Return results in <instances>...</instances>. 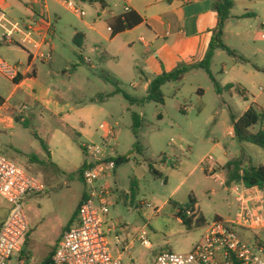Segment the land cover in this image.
<instances>
[{
	"label": "rangeland",
	"instance_id": "374dc122",
	"mask_svg": "<svg viewBox=\"0 0 264 264\" xmlns=\"http://www.w3.org/2000/svg\"><path fill=\"white\" fill-rule=\"evenodd\" d=\"M234 5V14L239 16L244 12L241 3ZM250 5L247 10L256 17L231 19L225 25L223 43L235 56L216 51L211 63L212 76L198 70L187 73L179 84H167L163 88V104L131 102L128 97L142 100L147 95L139 70L131 69L122 80L96 55L80 52L70 41L71 26L77 23V18L62 10L61 23H54L57 28L56 36L52 37L57 47L54 62L52 66L36 62L37 79L43 88L33 92L41 95L50 90L58 94L57 100L67 107L73 121L68 124L47 109L35 106L23 89L17 90L10 107L24 120L15 121L13 128H9L0 118V154L46 187L43 193L32 194L23 201L30 237L22 243L21 252H15L7 264H44L54 255L65 228L74 222L86 192L79 168L93 159L84 154L83 145L102 144L106 138L100 130L102 124L115 130L116 139L109 140V144L118 156H130V162L117 168L116 174L106 182L114 192L108 222H117L126 228L129 237L120 233L118 236L127 240L125 245L133 243L131 249L125 250L116 245L115 232L109 235L115 258L122 255L124 264H152L162 252L190 253L202 239L205 227L187 231L177 220L173 204L185 206L191 194L199 201L209 223L238 215L235 195L204 172L201 163L208 156L224 161L223 153L227 152L233 159L264 166V148L240 143L232 134V116L242 117L254 97L260 95V106H264L261 92L264 89V0H252ZM3 34L0 28V57L14 65L20 62L27 65L23 55L14 49L17 46L1 41ZM86 57L92 60L93 67L84 63ZM15 87L0 74L4 98ZM71 108L85 110L81 115ZM253 108L260 116L258 105L254 104ZM136 116L141 118L137 137L133 129ZM80 119L90 123L89 127L96 133L91 143L79 133ZM263 126L261 119L251 133H259ZM56 131L60 147L50 149L49 157L41 142L48 144ZM137 145L139 149L134 150ZM213 147H220V153L213 151ZM163 155L172 159L171 165L162 161ZM53 162L66 165L68 171L60 173ZM133 183L139 188L135 197L131 190ZM9 209V204L0 196V222L8 217ZM142 230L147 231L152 250L136 240ZM238 233L250 239V232L238 230Z\"/></svg>",
	"mask_w": 264,
	"mask_h": 264
},
{
	"label": "built area",
	"instance_id": "2783aa9c",
	"mask_svg": "<svg viewBox=\"0 0 264 264\" xmlns=\"http://www.w3.org/2000/svg\"><path fill=\"white\" fill-rule=\"evenodd\" d=\"M56 1L64 8L81 15L78 1L94 3L100 0ZM124 11L129 13L131 10L126 7ZM50 27L43 19L32 24L12 22L0 11V28L4 30L1 41L8 46H17L29 54L28 69H32L34 62H53V54L42 50L45 40L39 42L34 37L37 33H46V36ZM85 62L91 64L88 58H85ZM0 74L19 85L25 77L24 66L11 64L0 57ZM100 130L106 135L101 145H83L87 157L93 159L87 162L83 172L85 198L79 208L76 224L60 239L52 256V264H124L122 255L119 258L113 256L109 235L114 232L117 246L125 250L133 247V243L125 245L127 240L118 236L120 233L129 237V231L117 222H108L110 200L114 192L106 182L117 170L118 154L109 144V140L116 139L115 130L105 124L100 126ZM201 168L235 195L239 207L238 215L234 219H217L209 223L202 239L190 253L162 252L155 257L152 264H264V196L261 189L249 188L242 180L230 183L221 178L213 156L205 157ZM45 190V185L39 179L0 154V196L10 206L8 217L0 228V264H7L15 252H21L22 243L27 240L31 231L23 201L30 195L40 194ZM238 230L250 232L251 238L246 240ZM136 240L152 250L153 245L148 240L147 231L139 232Z\"/></svg>",
	"mask_w": 264,
	"mask_h": 264
},
{
	"label": "crops",
	"instance_id": "0c3cea01",
	"mask_svg": "<svg viewBox=\"0 0 264 264\" xmlns=\"http://www.w3.org/2000/svg\"><path fill=\"white\" fill-rule=\"evenodd\" d=\"M218 1L100 0L94 3L78 1L77 5L82 13L77 15L65 9L56 0H0V11L8 12L10 15L8 17L12 22L21 21L22 24H32L43 19L49 23L51 27L46 36V33H37L34 37L39 42L45 40L42 50L51 52L54 56L57 50L52 41V37H55L57 32L54 23H61L63 19L62 10H68L71 14H75L77 18V23L71 26L70 41L76 45L74 40L79 35L77 42L82 48L76 46L80 52L88 51L90 54L96 55L101 61L106 63L110 72H113L115 76L122 80L124 76H128L131 69H138L142 75L141 82H143L144 91L147 93L152 81L162 74L171 73L181 67H192L204 61L210 50L214 31L219 23L218 13L215 10V4ZM232 1L241 3L244 12L239 16L234 14V5L230 20H244L248 17H256V14L247 10L249 9L248 7H252L250 5L252 0ZM126 7L131 10L129 13L124 11ZM11 15L15 18H12ZM128 16L134 20H140V23L132 29L122 31V27L125 24L123 19ZM14 49L23 55V58L29 63V54L25 50L19 47ZM83 61L86 64L85 59ZM90 61L91 64L87 65L93 67L94 64L91 59ZM53 62L49 65L53 64ZM19 64L24 66L25 75L20 84L16 85L15 90L7 98H4L0 88V118L2 124L13 128L18 118L21 121L24 120L22 116L15 114L12 107H10V103L15 99L17 90L20 89L25 90L24 93L35 106L43 107L52 115L63 119L68 124L71 123L73 121L72 115L66 110L67 107L65 105L59 103L56 98L58 94L50 92V90H47L46 94H34L33 91L36 88L39 90L43 88L37 79L36 62L32 63V69H28V64L26 65L25 62H20ZM198 70L201 69H194L189 72ZM136 86L137 82L134 86L135 89H137ZM261 92L264 93V91ZM146 97L147 95L142 100ZM132 98L139 100L137 97ZM260 98L261 95L254 97L252 105L248 106L246 111L256 104L264 116V106H260ZM71 110L75 111L76 109L71 108ZM84 110L80 109L75 112H80L79 114L82 115ZM79 124L80 127H76V129H79L81 137L87 143L94 141L96 133L89 127L91 126L90 123L80 119ZM262 129H264V126ZM232 134H234V129ZM58 136L59 132L56 131L47 144L49 157L51 155L50 149L58 150L60 147L57 141ZM219 150L220 147H213V151L216 153ZM223 154L224 161L220 157H217L216 160L217 173L227 181H229V164L239 163L242 168L253 165L251 161L245 162L244 159H233L227 152ZM163 157L166 164H172L170 157L167 155H163ZM53 166L60 173L68 171L66 165L58 162H53ZM261 191L264 196V188Z\"/></svg>",
	"mask_w": 264,
	"mask_h": 264
},
{
	"label": "trees",
	"instance_id": "16d2710c",
	"mask_svg": "<svg viewBox=\"0 0 264 264\" xmlns=\"http://www.w3.org/2000/svg\"><path fill=\"white\" fill-rule=\"evenodd\" d=\"M233 8H234V2L232 0H219L215 4V10L218 13L219 23L214 31L213 39L210 45V50L202 63L192 67H181L171 73L162 74L161 76L157 77L152 81V83L148 88L147 97L145 99L138 100L132 97H128L129 100L133 103L155 102L157 104H163L164 102L163 87L165 85L171 83H176V84L181 83L184 80L185 75L189 71L194 69L205 70L208 74L211 75V63L216 51L218 50L227 51L232 56H235V54L223 43L225 25L227 21L230 20V18L232 17ZM123 22H125V24L122 27V31H125L128 29H132L133 27L138 25L140 23V20H134L132 17L128 16L123 19ZM78 36L79 35L76 36L74 42L79 48H82V46L77 42ZM261 119L264 120V116L262 114L259 116L257 114V111L253 107H251L248 111H246L244 115L240 118H236L235 116H232L235 138L240 143H251L264 148V129H262L257 134L251 133V129L254 126H256ZM17 122H21V119L18 118ZM140 128H141V118L139 116H136L133 127L136 137L138 136ZM41 143L43 150L47 154H49V149L47 144H45V142L43 141ZM136 149H139L138 145L137 147H134V150ZM84 154L87 156L85 151ZM129 157L130 156H118V158L116 159L117 168H119L124 164L129 163L130 162ZM162 161L165 163L164 157H162ZM87 165L88 163L87 161H85L79 171L82 181H83V172L86 169ZM151 169L155 173V175H158V172L154 170L152 165H151ZM240 180L244 181L245 185L249 188L258 187L262 190L264 188V166L251 165L246 168H242L241 164L239 163L229 164V182L233 183ZM131 190L133 197L138 195L139 188L136 184L134 183L132 184ZM84 198H85V194L82 196L78 208L75 212L74 222L76 221V219H78L79 208ZM170 204H173V202L171 201ZM173 205L176 208L177 220L187 231H194L196 229L204 228L209 224L202 211L200 203L194 194H191L189 196V201L185 206L178 207L175 204ZM6 219L7 218H5V220ZM74 222L71 223L67 228H65L63 234L74 225ZM3 223L0 222V228ZM30 233L27 237V241L30 237ZM44 264H52V257L48 258L44 262Z\"/></svg>",
	"mask_w": 264,
	"mask_h": 264
},
{
	"label": "water",
	"instance_id": "95a60500",
	"mask_svg": "<svg viewBox=\"0 0 264 264\" xmlns=\"http://www.w3.org/2000/svg\"><path fill=\"white\" fill-rule=\"evenodd\" d=\"M125 196V195H124Z\"/></svg>",
	"mask_w": 264,
	"mask_h": 264
}]
</instances>
